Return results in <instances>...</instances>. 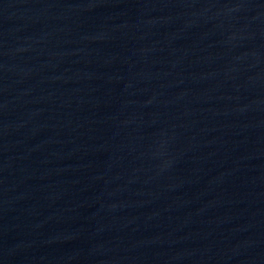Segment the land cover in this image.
I'll list each match as a JSON object with an SVG mask.
<instances>
[{"label": "water", "instance_id": "95a60500", "mask_svg": "<svg viewBox=\"0 0 264 264\" xmlns=\"http://www.w3.org/2000/svg\"><path fill=\"white\" fill-rule=\"evenodd\" d=\"M0 210L39 264H264V0H0Z\"/></svg>", "mask_w": 264, "mask_h": 264}]
</instances>
